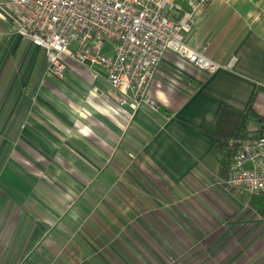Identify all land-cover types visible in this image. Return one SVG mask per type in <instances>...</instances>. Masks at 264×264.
<instances>
[{
  "label": "crops",
  "instance_id": "obj_1",
  "mask_svg": "<svg viewBox=\"0 0 264 264\" xmlns=\"http://www.w3.org/2000/svg\"><path fill=\"white\" fill-rule=\"evenodd\" d=\"M186 43L229 70L206 77L167 56L147 91L156 111L132 112L100 68L65 56L55 79L0 23V264H113L117 241L173 254L233 234L242 205L247 227L264 225L218 177L201 129L223 108L264 120V0H216Z\"/></svg>",
  "mask_w": 264,
  "mask_h": 264
},
{
  "label": "built area",
  "instance_id": "obj_2",
  "mask_svg": "<svg viewBox=\"0 0 264 264\" xmlns=\"http://www.w3.org/2000/svg\"><path fill=\"white\" fill-rule=\"evenodd\" d=\"M216 0H4L0 23L44 52L43 71L63 80L65 56L100 68L118 106L156 111L148 88L167 56L210 77L228 71L186 41L200 12ZM76 49L70 52L71 46ZM226 185L238 196L264 194V120L256 138L242 144Z\"/></svg>",
  "mask_w": 264,
  "mask_h": 264
},
{
  "label": "rangeland",
  "instance_id": "obj_3",
  "mask_svg": "<svg viewBox=\"0 0 264 264\" xmlns=\"http://www.w3.org/2000/svg\"><path fill=\"white\" fill-rule=\"evenodd\" d=\"M247 128L250 136H254L252 132L256 130L255 123L250 122ZM243 208L242 205L240 221H243L240 228L226 238L224 234L216 239L199 237L193 241L190 249L180 245L181 247L173 254H169L164 247L162 250L157 248L148 250L137 246V242L134 243V248L123 249V242L117 241L112 246L113 264H264V225L257 221L255 229L247 227V210ZM0 258L2 261L8 257ZM33 260V256H25L22 264H33Z\"/></svg>",
  "mask_w": 264,
  "mask_h": 264
},
{
  "label": "trees",
  "instance_id": "obj_4",
  "mask_svg": "<svg viewBox=\"0 0 264 264\" xmlns=\"http://www.w3.org/2000/svg\"><path fill=\"white\" fill-rule=\"evenodd\" d=\"M261 120L257 117L254 119L251 111L238 114L223 108L214 124L202 126V131L212 140L210 155L218 164V177L227 179L233 159L239 154L242 144L249 138L246 125L249 122ZM247 205L258 218L264 221V194L248 197Z\"/></svg>",
  "mask_w": 264,
  "mask_h": 264
}]
</instances>
